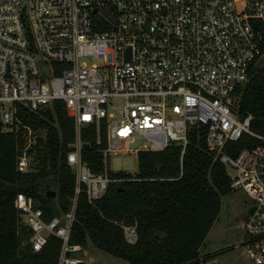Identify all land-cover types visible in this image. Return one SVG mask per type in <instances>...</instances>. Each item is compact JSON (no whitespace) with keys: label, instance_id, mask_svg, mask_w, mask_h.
<instances>
[{"label":"built area","instance_id":"obj_1","mask_svg":"<svg viewBox=\"0 0 264 264\" xmlns=\"http://www.w3.org/2000/svg\"><path fill=\"white\" fill-rule=\"evenodd\" d=\"M263 55L264 0H0V124L23 141L18 170H30L28 151L41 138L21 112L60 102L74 116L70 210L46 221L24 193L14 202L33 252L53 236L62 242L58 264H84L83 247L71 244L80 197L96 207L111 184L128 181L111 172L110 157L172 145L184 154L190 133L204 128L207 147L235 171L231 189L249 204L243 255L264 264V133L252 130V116L238 114L241 90ZM119 99L117 115L110 106ZM88 126L97 145L105 129L100 173L83 161ZM137 141L144 144L132 148ZM119 226L135 244L137 226Z\"/></svg>","mask_w":264,"mask_h":264},{"label":"trees","instance_id":"obj_2","mask_svg":"<svg viewBox=\"0 0 264 264\" xmlns=\"http://www.w3.org/2000/svg\"><path fill=\"white\" fill-rule=\"evenodd\" d=\"M241 93L239 116H252V130L264 133V66L251 68ZM21 116L26 125L46 135L28 151L30 170L21 172L23 141L17 134L3 133L0 124V264H58L62 242L52 236L40 253H34L31 231L14 202L24 193L43 210L46 221L70 210L76 176L67 154L75 140L74 116L60 102L39 114ZM96 139L93 126L82 129V140L90 146L83 151V161L100 173L104 128L102 145ZM138 161L137 175L115 174L128 181L111 184L96 207L80 197L71 244L83 249L91 245L131 264H205L201 251L219 220L224 198L233 193L227 167L206 145V129L190 133L184 154L172 145L162 152H142ZM49 191L57 197L48 198ZM119 224L137 226L135 244L127 242Z\"/></svg>","mask_w":264,"mask_h":264},{"label":"rangeland","instance_id":"obj_3","mask_svg":"<svg viewBox=\"0 0 264 264\" xmlns=\"http://www.w3.org/2000/svg\"><path fill=\"white\" fill-rule=\"evenodd\" d=\"M242 2V0H238ZM256 66H264V55L260 57ZM124 105V100H115L110 110L119 115ZM39 137H45L46 131H38ZM144 143L137 141L132 148H138ZM110 170L114 174L125 173L135 177L138 173V155L119 154L112 155L109 159ZM229 176H234L235 171L227 167ZM246 200L242 191L233 192L223 200V208L219 220L212 229L204 248L202 256H206L205 264H250L245 256L243 232L239 222L241 206ZM84 264H131L129 261L111 256L99 249L89 246L79 255Z\"/></svg>","mask_w":264,"mask_h":264},{"label":"flooded vegetation","instance_id":"obj_4","mask_svg":"<svg viewBox=\"0 0 264 264\" xmlns=\"http://www.w3.org/2000/svg\"><path fill=\"white\" fill-rule=\"evenodd\" d=\"M248 213H249V204L247 201L244 200V203L241 206V212L239 215L240 224H242L247 219Z\"/></svg>","mask_w":264,"mask_h":264},{"label":"water","instance_id":"obj_5","mask_svg":"<svg viewBox=\"0 0 264 264\" xmlns=\"http://www.w3.org/2000/svg\"><path fill=\"white\" fill-rule=\"evenodd\" d=\"M89 147L90 146L88 144L84 145V149H89ZM47 197L51 198V199H55L57 197V193L54 192V191H49L48 194H47Z\"/></svg>","mask_w":264,"mask_h":264}]
</instances>
